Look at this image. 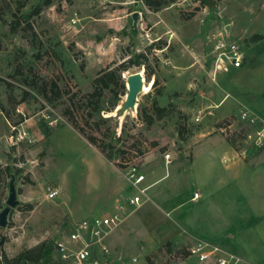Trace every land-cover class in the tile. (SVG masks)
Returning a JSON list of instances; mask_svg holds the SVG:
<instances>
[{
	"label": "rangeland",
	"instance_id": "1",
	"mask_svg": "<svg viewBox=\"0 0 264 264\" xmlns=\"http://www.w3.org/2000/svg\"><path fill=\"white\" fill-rule=\"evenodd\" d=\"M44 2L0 0V103L11 114L9 122L0 111V154L14 171L23 170L19 177L2 179L0 186L4 208L13 179L19 200L9 214L7 256L43 242L54 246L74 224L114 213L121 202L126 219L108 237L109 264H148L146 255L168 240L188 246L208 240L264 264V144L248 137L263 127V120L240 105L264 108V0H221L215 8L200 10L199 0H176L158 9L143 0ZM39 5V14L26 17ZM13 21L19 22L15 33ZM220 38L237 41L247 60L257 58L259 64L215 74L214 46ZM130 58L122 73L126 81L141 71L146 82L158 83L139 94L136 110L117 115L116 109L104 110L105 117L113 118L91 121L99 142L109 146L108 159L74 127L64 109L73 92L93 89L101 70ZM33 77L56 82L63 98L48 101L24 83ZM254 90L257 96L251 98ZM115 98L120 105L126 93L107 94L104 108ZM154 103L167 108L163 118L153 114ZM17 107L26 114L31 141L11 146L6 137L23 117ZM75 111L83 122L82 109ZM48 115L58 120L52 127ZM148 116H153L151 123ZM180 124L187 128L186 140L178 135ZM228 138L237 143L240 158L256 162L259 173L228 182L224 160L208 166L204 147ZM167 152L173 158L169 165ZM126 163L139 165L147 174L146 184L157 181L147 191L151 200L138 209L125 202L133 192ZM47 185L59 187L58 196L48 198ZM196 192L200 199H194ZM51 254L56 255L54 250ZM178 262L196 264L165 253L155 259V264Z\"/></svg>",
	"mask_w": 264,
	"mask_h": 264
},
{
	"label": "built area",
	"instance_id": "2",
	"mask_svg": "<svg viewBox=\"0 0 264 264\" xmlns=\"http://www.w3.org/2000/svg\"><path fill=\"white\" fill-rule=\"evenodd\" d=\"M198 1V0H184ZM245 53L242 46L234 40L220 38L214 46V70L218 72H228L231 68H240L244 65ZM18 114L24 116L27 121L26 114L20 107H17ZM254 115V114H253ZM257 117L256 115H254ZM243 117L250 118L248 112H243ZM48 124L52 127L57 123V119L52 116H46ZM201 120V115H197L196 121ZM25 121L12 126V133L7 136V141L11 146H18L24 141H31L30 131L25 128ZM250 121H254L250 119ZM250 139H254L258 145L264 144V122L263 127L257 128L253 134H249ZM171 153L164 154V161L167 165L172 162ZM0 154V167L8 166ZM125 175L132 188V194L125 198V202L135 208L140 207L146 201L150 200L147 191L153 184H146L147 174L141 170L138 164H124ZM60 193L59 187L47 185L46 194L48 198H55ZM200 194L196 192L194 199H199ZM125 203L119 202L114 213L104 216H94L92 218H84L82 221L74 224L73 230L65 237L58 239L54 245L56 255L52 257L50 264H109L112 255L111 247L108 243V237L112 230L119 227L126 219L123 213L126 211ZM2 209H0V212ZM6 227L0 226V264L6 263L7 253L5 251L6 238L8 237ZM186 260L191 259L196 264H257L239 257L235 253L225 250L222 246L212 243L208 240H198L188 249ZM137 259H135L136 261ZM181 264V263H175Z\"/></svg>",
	"mask_w": 264,
	"mask_h": 264
},
{
	"label": "trees",
	"instance_id": "3",
	"mask_svg": "<svg viewBox=\"0 0 264 264\" xmlns=\"http://www.w3.org/2000/svg\"><path fill=\"white\" fill-rule=\"evenodd\" d=\"M149 7H153L155 9L160 8L162 5L167 4L169 2H174L176 0H143ZM200 4L197 7V10H200L201 7H209L215 8L219 5L221 0H199ZM52 0H45V5H50ZM42 9V5L37 6L31 14H28L26 17H31L32 15L39 14ZM19 28V22L13 21L11 23V31L15 33ZM256 37V36H255ZM258 37V36H257ZM128 61V62H127ZM130 60H126L122 62L120 65L115 68H108L106 70H101L97 77L93 81V89L90 91L78 90L73 92L67 91L66 94L69 95L68 104L64 109V115L68 117V119L73 123L74 127L93 145L97 146L100 151L108 158L111 159V154L107 152L108 145L99 142V138L97 134H95L92 128L91 121L95 120L98 116L101 120H109L112 119L113 116L105 117L103 111L107 110L108 113L113 112L118 107V98H115L111 106L107 109L104 108V97L107 94L118 93L119 89L122 90L123 93H128V89L126 86V80L123 78L122 73L127 70V64L131 62ZM141 64V62H137V65ZM24 83L31 87L37 93L42 94L47 98L51 103L56 99L63 98V93L61 91L60 86L56 82H48L41 81L33 77L31 80L28 78H24ZM158 80L155 79L154 86H156ZM52 94H49V93ZM25 95H31V92L25 91ZM119 96V95H118ZM26 99V97L24 98ZM25 101V100H23ZM16 107V106H15ZM82 109L84 113V121L79 122V119L76 116V111ZM153 114L159 118H163L166 115L167 108L160 106L157 103L153 104ZM0 111L5 115L7 120H11V114L7 107L4 104L0 103ZM24 117V116H23ZM22 116L20 120L15 122L14 125H17L23 122L25 119ZM148 123H151L154 119L153 116H148ZM186 131L187 128L185 125L178 126V135L180 139L186 140ZM233 147H237V143L231 138L227 139ZM10 154V157L14 160ZM17 162V161H16ZM14 167L11 165L1 167L0 168V186L2 185V181L6 178L9 179L12 175L19 177L22 173L21 168H16V171L13 170ZM3 179V180H2ZM28 179V177H27ZM29 181V180H28ZM6 185V184H5ZM3 186V185H2ZM6 187V186H5ZM3 188V187H2ZM2 189H0L1 191ZM4 190V189H3ZM5 203L0 200V209H3ZM190 246L183 245L174 240H168L154 253L146 255V261L148 264H155V259L162 253L167 254L170 258L182 259L188 256V249ZM54 250L53 244L48 242H43L34 248H26L22 250L19 254L14 257L6 256L7 264H50L52 260V252Z\"/></svg>",
	"mask_w": 264,
	"mask_h": 264
},
{
	"label": "crops",
	"instance_id": "4",
	"mask_svg": "<svg viewBox=\"0 0 264 264\" xmlns=\"http://www.w3.org/2000/svg\"><path fill=\"white\" fill-rule=\"evenodd\" d=\"M257 64H259V61L257 58H256V60L251 61V59L247 60V57H245L244 65L242 67H247L248 65L253 66V65H257ZM242 67L231 68L230 72L231 71H238ZM250 94H251V98L252 97L255 98L257 96L256 91L255 92L251 91ZM226 95H228V93ZM226 95L223 97V99L221 101H223L225 99ZM240 105L245 107L250 113L255 114L257 117H259L264 122V108L263 107L259 108L255 104H251V105L249 104L250 108L243 105V104H240ZM0 115H1V112H0ZM208 138L209 137L203 138L201 140V142L203 140L208 139ZM204 148H205L204 149L205 151H208L207 153L209 155L207 157V159H209L208 164H210V165H208V166H213L214 163L216 162L217 158H221L220 159L221 161L224 160V163H225L224 170L226 172V177L228 178L227 179L228 182H230V181L233 182L234 180H238L241 178V176L246 175V174H248V175L254 174L255 175V174L259 173L258 170H256V167H257L256 162H253L252 159L246 160L247 161L246 162L242 158H240L239 153L236 152L235 148L226 139L223 142H218V143L216 142L214 144L212 143L211 145L207 144ZM201 149H203V147ZM217 154H218V156L215 157ZM227 158H229L231 160H229V162H227L226 161ZM154 182H151L148 184L151 185ZM201 197H202V195L200 194V198ZM150 200H151V198H150ZM150 200L146 201L145 203L149 202ZM138 208H140V207H138ZM138 208H136V209H138Z\"/></svg>",
	"mask_w": 264,
	"mask_h": 264
},
{
	"label": "water",
	"instance_id": "5",
	"mask_svg": "<svg viewBox=\"0 0 264 264\" xmlns=\"http://www.w3.org/2000/svg\"><path fill=\"white\" fill-rule=\"evenodd\" d=\"M139 16L138 12L133 14L134 19L136 20ZM125 77V76H124ZM126 86L128 89V93L126 94V99L124 102L115 110L116 115L119 111H129L137 109V100L138 96L142 91H144V76L143 72H135L130 74L127 77ZM113 116V115H110ZM19 204V200L17 197V190L15 187L14 179L10 183V195L6 200V207L0 212V226L6 227L8 225V217L11 213V210L15 208ZM2 242L0 243V249L2 246Z\"/></svg>",
	"mask_w": 264,
	"mask_h": 264
},
{
	"label": "bare ground",
	"instance_id": "6",
	"mask_svg": "<svg viewBox=\"0 0 264 264\" xmlns=\"http://www.w3.org/2000/svg\"><path fill=\"white\" fill-rule=\"evenodd\" d=\"M154 83V79H151L149 82H146V79L144 78V91L148 92L152 89Z\"/></svg>",
	"mask_w": 264,
	"mask_h": 264
}]
</instances>
